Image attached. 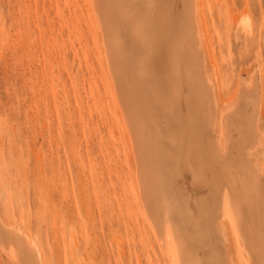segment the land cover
<instances>
[{
  "label": "rangeland",
  "instance_id": "374dc122",
  "mask_svg": "<svg viewBox=\"0 0 264 264\" xmlns=\"http://www.w3.org/2000/svg\"><path fill=\"white\" fill-rule=\"evenodd\" d=\"M211 1L203 51L207 73L228 83L216 90L223 110L254 72L264 87V0ZM85 5L0 0V218L24 228L47 264H166L141 216L136 163L106 91L103 37L96 46ZM233 18L249 19L253 35L236 39ZM0 264H15L2 248Z\"/></svg>",
  "mask_w": 264,
  "mask_h": 264
},
{
  "label": "bare ground",
  "instance_id": "6f19581e",
  "mask_svg": "<svg viewBox=\"0 0 264 264\" xmlns=\"http://www.w3.org/2000/svg\"><path fill=\"white\" fill-rule=\"evenodd\" d=\"M204 3L86 0L82 11L96 46L103 37L112 115L129 138L141 216L166 264H264V87L256 71L220 108L216 90L228 83L206 71ZM248 20L235 19L236 39L253 35ZM21 229L0 218L4 253L15 264H47Z\"/></svg>",
  "mask_w": 264,
  "mask_h": 264
}]
</instances>
